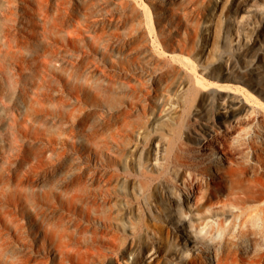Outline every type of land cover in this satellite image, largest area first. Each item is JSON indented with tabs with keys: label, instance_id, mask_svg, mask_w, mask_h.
Wrapping results in <instances>:
<instances>
[{
	"label": "rangeland",
	"instance_id": "obj_1",
	"mask_svg": "<svg viewBox=\"0 0 264 264\" xmlns=\"http://www.w3.org/2000/svg\"><path fill=\"white\" fill-rule=\"evenodd\" d=\"M0 30L23 39L3 57L0 137L14 157L0 181V264H135L128 248L142 240L138 264H181L185 247L215 263L221 226L255 202L212 166L264 180V0H0ZM231 99L241 111L219 119ZM136 146L156 175L139 215L127 187L106 206L99 188L103 174L137 172Z\"/></svg>",
	"mask_w": 264,
	"mask_h": 264
},
{
	"label": "bare ground",
	"instance_id": "obj_2",
	"mask_svg": "<svg viewBox=\"0 0 264 264\" xmlns=\"http://www.w3.org/2000/svg\"><path fill=\"white\" fill-rule=\"evenodd\" d=\"M7 1H10V0H7ZM6 12L5 11L3 12L5 17H7V15L8 17H11L10 13L12 12V10H9ZM12 34L13 33L10 31L1 32L0 30V40L2 41V45L4 46V49L0 47V100L1 101L7 98L6 95L4 94L5 92H3L4 88L2 86V80H4V77H5V74H4L5 65H4L3 57H6V55L13 57L14 56V53L12 52L13 47L19 46L20 45L19 43L23 41V39L19 38L18 36L17 37L13 36ZM19 66L21 67V69L24 68L23 63H19ZM10 78L12 79V77ZM227 83L228 82H226L225 84ZM248 92L251 94V96L257 97V95L254 92H252V90L248 89ZM21 100H22V103L25 102L24 97ZM239 103L240 102L238 99H231L230 102L228 103V108L222 114H218V118L221 120H225V118L235 117L241 111V109L239 108L240 106ZM156 118L157 116H155V119ZM1 121L2 120H0V134L2 133V130H7L9 126V124L2 123ZM156 122L157 120H155L153 123H156ZM22 131L25 133L26 129L23 127ZM7 143L8 142L5 143L2 137H0V148H2L3 153H5L4 159L2 161L3 163L1 165L3 175L2 174L0 175V181H6L5 175L10 173V169L13 163L14 154L13 152H11L12 150L11 146H9V143L7 145ZM18 148H19V153L22 159H25L26 147H25V137L23 135L20 137ZM132 153L133 154L130 155V161L132 162V164L135 165V171L137 172H135L133 176L128 175L124 178H120L119 176H113L112 174L106 175L102 173L103 176L101 178L103 179V184L99 188L103 190L102 192L104 195L102 196V199H103L104 206H106V203L109 202L110 200L108 196L110 189L114 188L116 185H118L119 187H127L128 192L131 194L134 200L137 201L138 205H136L134 211L137 215H139L140 204L148 205V196L146 193L147 182H148L147 178L149 177L155 178L156 175L150 176L149 174H146V171H144V168L147 166V164L145 163V157L143 156V146L142 147L136 146ZM122 165L123 167H125L124 164ZM134 165H133V168H134ZM212 170H213L212 172H213L214 180L216 181L224 180V178L226 177L225 173H227L228 179L226 180V182L229 183V186L235 187L237 183L241 184L245 190V195L243 198H249L250 200H254L255 202L251 207L244 206L250 211V215L248 217L243 218V216L245 215L238 213L237 216L240 217L238 222L233 217L228 221V223L225 226H221L220 230L224 231L225 238L222 240L223 242L221 241V244L217 246L216 261L213 264H264V180L262 179L263 173L260 172L258 175H249L247 173L248 168L246 166H242L239 169L230 168L228 171H225L224 168H222V166L221 167L212 166ZM174 174L179 179H181L183 183H185L184 176L178 173V171H175ZM164 175L163 177H165L166 179V171H164ZM236 176L238 178H236ZM97 177H98L97 169L96 167L92 166L90 178H91V185L93 188H97V185L100 186V184H97ZM111 177H113V179ZM169 189L171 193L172 191H174V193L175 192L177 193V188L173 187V184H172V187ZM185 190H187L186 187H185ZM184 191L182 193L178 191L177 199H180L181 197L180 195H182L183 201H186L188 203L187 193ZM212 193H213V189L210 188V190L207 193V197H209V194H212ZM164 195H167V198L170 199V195L168 192L167 194L164 193ZM92 207L94 211L96 212L97 203L95 200L92 201ZM103 212H104V209H103ZM180 213L182 214L183 210H180ZM167 215L169 214L167 213ZM236 222L238 226L241 227L239 228L240 229L239 234L235 232V230H231V228L233 227L234 224H236ZM189 224L190 226H192L191 222ZM244 226H246V228ZM210 227H213V225L206 223L200 227L199 232H202L203 229H205L204 232L206 233L210 231ZM219 234L220 232H217V234L211 236V240H217L216 244L220 238ZM95 236L96 234L94 231V239H95ZM239 239L244 240L246 244L244 246H240ZM112 242L116 244L115 241H112ZM206 247L208 246L206 245ZM149 250H150V247L146 244V242H143L142 240L138 246L128 248L127 255L128 257H132V261H134L135 264H138L136 263V261L139 258V254L140 253L143 254L144 252L149 251ZM190 251L191 250L188 247L181 248L179 250L178 253H179V259L181 260V264H209L202 254L200 253L193 254Z\"/></svg>",
	"mask_w": 264,
	"mask_h": 264
}]
</instances>
